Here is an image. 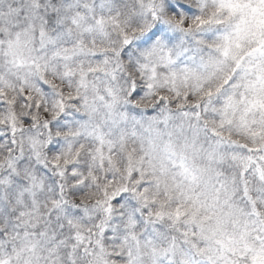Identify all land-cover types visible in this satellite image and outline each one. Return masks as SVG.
Here are the masks:
<instances>
[{"label": "snow or ice", "instance_id": "obj_1", "mask_svg": "<svg viewBox=\"0 0 264 264\" xmlns=\"http://www.w3.org/2000/svg\"><path fill=\"white\" fill-rule=\"evenodd\" d=\"M0 264H264V0H0Z\"/></svg>", "mask_w": 264, "mask_h": 264}]
</instances>
